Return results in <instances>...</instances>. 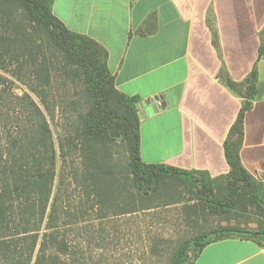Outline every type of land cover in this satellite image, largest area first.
Here are the masks:
<instances>
[{"label":"trees","instance_id":"obj_1","mask_svg":"<svg viewBox=\"0 0 264 264\" xmlns=\"http://www.w3.org/2000/svg\"><path fill=\"white\" fill-rule=\"evenodd\" d=\"M53 2L0 0V264H91L81 236L147 212L175 215L154 248H171L168 264H194L227 238L264 246V183L240 156L256 69L227 80L243 98L224 142L227 174L148 164L140 98L117 89L107 49L70 29Z\"/></svg>","mask_w":264,"mask_h":264},{"label":"crops","instance_id":"obj_2","mask_svg":"<svg viewBox=\"0 0 264 264\" xmlns=\"http://www.w3.org/2000/svg\"><path fill=\"white\" fill-rule=\"evenodd\" d=\"M53 12L101 43L117 89L140 98L148 164L227 174L224 142L243 102L227 80L256 69L260 96L245 115L240 156L264 183V0H54ZM194 264H264V246L223 239Z\"/></svg>","mask_w":264,"mask_h":264},{"label":"rangeland","instance_id":"obj_3","mask_svg":"<svg viewBox=\"0 0 264 264\" xmlns=\"http://www.w3.org/2000/svg\"><path fill=\"white\" fill-rule=\"evenodd\" d=\"M147 213L135 218L112 219L94 226L89 235L85 233L78 239L82 243L85 260L91 264H168L171 248H154L157 239L167 235L163 224L168 227L166 221L174 220L175 215L162 214L169 220L160 221L150 218ZM91 218H87L89 227L95 224L90 222ZM131 219L141 224L131 226L134 223Z\"/></svg>","mask_w":264,"mask_h":264},{"label":"water","instance_id":"obj_4","mask_svg":"<svg viewBox=\"0 0 264 264\" xmlns=\"http://www.w3.org/2000/svg\"><path fill=\"white\" fill-rule=\"evenodd\" d=\"M153 102H155L157 105H158V107H161V104H160V101H159V98H153Z\"/></svg>","mask_w":264,"mask_h":264}]
</instances>
